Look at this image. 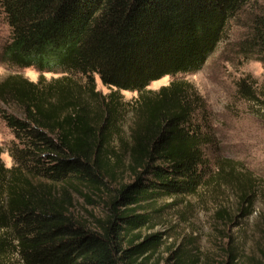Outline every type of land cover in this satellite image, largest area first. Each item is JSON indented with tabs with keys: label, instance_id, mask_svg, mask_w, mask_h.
Returning a JSON list of instances; mask_svg holds the SVG:
<instances>
[{
	"label": "trees",
	"instance_id": "trees-1",
	"mask_svg": "<svg viewBox=\"0 0 264 264\" xmlns=\"http://www.w3.org/2000/svg\"><path fill=\"white\" fill-rule=\"evenodd\" d=\"M245 1L0 0L9 27L2 61L39 73L36 81L21 74L0 80V103L14 110L0 109L13 135L12 165L0 158V231L11 235L0 248L11 246L22 264H147L137 258L154 250L159 234L142 238L149 217L136 206L205 186L203 148L211 141L207 123L197 120L204 103L191 83L146 87L200 70ZM251 30L252 53L244 56L258 53L264 61V12ZM44 72L61 75L46 81ZM72 74L84 78L83 86ZM95 75L114 91L97 94ZM119 90L139 94L125 150L132 180L114 189L91 228L70 213L69 194L108 187ZM50 184H58L60 198ZM240 191L241 202L252 203L254 191ZM260 257L264 264V246ZM170 264L197 262L180 257Z\"/></svg>",
	"mask_w": 264,
	"mask_h": 264
},
{
	"label": "rangeland",
	"instance_id": "rangeland-1",
	"mask_svg": "<svg viewBox=\"0 0 264 264\" xmlns=\"http://www.w3.org/2000/svg\"><path fill=\"white\" fill-rule=\"evenodd\" d=\"M263 12L264 0H246L200 70L174 77L165 75L146 87L154 92L173 79L191 83L202 97L204 109L198 111L197 120L207 123L211 143L203 148L209 163L205 186L190 195L164 196L136 206L138 213L144 212L149 217L141 230L142 238L159 234L154 250L143 253L138 260L147 257V264H170L181 257L197 264H262L264 183L258 179L264 178V61L258 60V53L248 56L244 53H252L247 47V37L252 31V19ZM8 36L9 27L0 13V80L8 74H21L36 81L39 73L33 67L10 68L2 61V46ZM43 75L50 81L61 73ZM69 77L83 86V77L73 74ZM94 78L95 91L100 96L114 91L103 85L97 75ZM117 98L110 124L116 156H112V172L105 178L108 187L81 188L86 196L69 194L70 213L91 228L96 219L105 216L106 201L114 189L132 180L125 150L139 94L119 90ZM0 109L14 112L1 103ZM12 139L0 114V158L5 167L12 165L7 152ZM52 186L56 198H60L58 184L48 187ZM240 189L254 191L249 199L252 203L241 202ZM0 239L11 240L9 230H1ZM0 264H22V261L19 253L6 244L0 248Z\"/></svg>",
	"mask_w": 264,
	"mask_h": 264
}]
</instances>
